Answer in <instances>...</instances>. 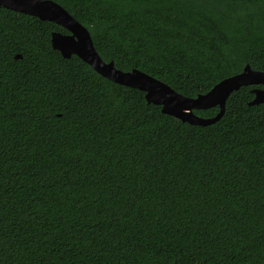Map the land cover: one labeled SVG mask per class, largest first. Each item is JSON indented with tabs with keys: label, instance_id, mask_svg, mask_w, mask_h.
Returning a JSON list of instances; mask_svg holds the SVG:
<instances>
[{
	"label": "trees",
	"instance_id": "trees-1",
	"mask_svg": "<svg viewBox=\"0 0 264 264\" xmlns=\"http://www.w3.org/2000/svg\"><path fill=\"white\" fill-rule=\"evenodd\" d=\"M53 1L104 61L187 97L264 71V0ZM53 31L0 6V264H264V85L192 125L63 58Z\"/></svg>",
	"mask_w": 264,
	"mask_h": 264
},
{
	"label": "water",
	"instance_id": "water-1",
	"mask_svg": "<svg viewBox=\"0 0 264 264\" xmlns=\"http://www.w3.org/2000/svg\"><path fill=\"white\" fill-rule=\"evenodd\" d=\"M0 6L56 23L67 32H51L50 42L63 58L76 55L99 75L143 91L147 103L158 105L162 113L192 125H208L219 120L227 97L241 86L264 85V71L254 70L245 64L240 72L221 79L207 92L187 97L138 69L123 71L116 68L112 60L104 61L96 51L88 29L53 0H0ZM15 57L20 58L21 55ZM251 91L254 96L250 104L264 102V88L255 87ZM214 106L218 111L212 117H202L193 112L194 109Z\"/></svg>",
	"mask_w": 264,
	"mask_h": 264
}]
</instances>
